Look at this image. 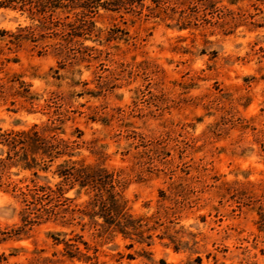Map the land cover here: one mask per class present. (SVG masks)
<instances>
[{"label": "rangeland", "instance_id": "1", "mask_svg": "<svg viewBox=\"0 0 264 264\" xmlns=\"http://www.w3.org/2000/svg\"><path fill=\"white\" fill-rule=\"evenodd\" d=\"M90 19L67 57L50 30L0 39V127L53 120L72 155L38 182L53 186L63 159L104 167L142 238L82 214L74 185L71 223L35 218L0 240V264H264V0H141ZM37 23L0 7V28ZM30 177H3L0 231L23 223Z\"/></svg>", "mask_w": 264, "mask_h": 264}, {"label": "trees", "instance_id": "2", "mask_svg": "<svg viewBox=\"0 0 264 264\" xmlns=\"http://www.w3.org/2000/svg\"><path fill=\"white\" fill-rule=\"evenodd\" d=\"M140 1L0 0V7L26 10L38 21L36 26H19L15 31L0 28V39L8 36L7 42L10 44L8 47L11 48V44L17 47L22 40L36 42L38 35L44 37L46 30H50L51 34L60 33L61 36V40L54 45L56 54L67 57L69 46L74 43L73 38L89 34L91 30L89 23H92L90 18L98 6L118 11L121 7H130ZM58 11L64 13V16H59ZM181 18L178 20L182 21ZM58 27L59 30H57ZM15 58L11 59L16 60ZM10 80L18 81L22 90L17 89V93H21L28 99L33 98L31 94H28L25 82L19 80L18 76ZM57 129L59 126L53 120L35 122L27 128L16 130L0 127V186L3 183V177L8 176L11 167L28 170L32 175L29 178L31 185L25 184L26 189L20 191L24 204L21 209L23 223L0 231V240L10 236L19 237L25 233L27 225L32 224L35 218L52 220L61 224L71 223L73 219L71 214L75 209L68 210L65 205L68 197L64 196V191L74 185L78 186L75 190L76 194L84 188L89 195L83 208L79 209L82 214L87 212L86 214L90 217L95 215L102 217V224L106 228L120 232L124 236L134 234L142 238V230L139 229L137 219L126 210L125 200L120 193V178L116 179L112 172H108L104 167L98 164H76L69 159H63L52 169V173L59 177L53 186L47 181L38 182L37 179H47L46 175H41L40 172L49 171L56 158L72 155L68 142L57 136ZM65 244L78 249L75 243L65 242Z\"/></svg>", "mask_w": 264, "mask_h": 264}]
</instances>
